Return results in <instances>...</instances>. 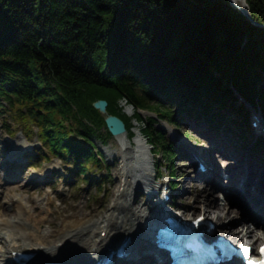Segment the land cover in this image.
Here are the masks:
<instances>
[{
    "label": "trees",
    "instance_id": "16d2710c",
    "mask_svg": "<svg viewBox=\"0 0 264 264\" xmlns=\"http://www.w3.org/2000/svg\"><path fill=\"white\" fill-rule=\"evenodd\" d=\"M247 4L263 26L229 0H0V114L26 131L35 123L48 154L86 178L102 165L94 138L112 135L94 106L101 98L130 135L122 97L175 125L195 118L246 132L250 111L236 89L264 112V0ZM134 117L174 162L158 119ZM253 148L264 150L262 136Z\"/></svg>",
    "mask_w": 264,
    "mask_h": 264
},
{
    "label": "bare ground",
    "instance_id": "6f19581e",
    "mask_svg": "<svg viewBox=\"0 0 264 264\" xmlns=\"http://www.w3.org/2000/svg\"><path fill=\"white\" fill-rule=\"evenodd\" d=\"M234 1L249 9L247 0ZM237 95L238 104L241 105L244 103L242 100L247 99V97L241 98L239 93ZM138 110L142 111L147 117L154 113L148 108H138ZM261 113L264 115L263 110ZM262 114L260 115L262 116ZM12 117L16 119L14 115ZM132 119L137 120L134 116H132ZM115 138L123 150L122 152L110 150V158L116 159L120 157L123 159L124 164L116 168L117 176L122 178V180L115 184L110 203H107V200H103L97 206L85 203L84 207L77 202L67 208L58 205L54 206L53 200L48 197L47 203L53 208L46 209L40 201L33 199L30 194L28 199L32 203V208L22 204L20 215L17 218L0 219V242L2 243H0V260L5 258L6 262L4 264H18L15 261L17 251L34 252L36 261L33 264H95L106 257L112 249L117 248L126 236H130L133 240V244L129 246L131 248L130 254L132 255L127 254L128 256L120 259L118 264H139L138 255L142 254L147 247L152 246L150 244L151 236L146 238L147 243L145 245L142 242V236L148 232L147 224L154 217H158V213L157 215L154 213L159 207V202L156 203L154 201L156 190L152 187V178H155L157 173L153 169L154 166H151L152 160L147 156V150L139 138L131 140L126 133L116 135ZM136 142H138V148L142 151L141 154H136V151L132 149ZM184 147L189 153L191 164L194 165L193 160L196 159L194 153L205 150L207 146L204 144L199 149L189 148L185 145ZM174 150L176 151V149ZM14 154L16 155V153ZM141 162L145 164L140 165ZM260 168V171H262L261 166ZM211 171L215 172L216 167L213 166ZM248 174L244 178H248ZM200 175L199 183L201 180L208 181L207 174L202 173ZM257 177V183L254 184V188L257 190L256 194L261 192L260 188L264 190V187L260 185V175ZM232 181L230 180L229 182ZM180 182L183 181L181 180ZM235 183L233 181L232 184L226 183L227 185H224V183H217L216 180L210 181L211 186H219L223 190L231 187L234 191H237V195L233 193L236 197L235 201L233 200L232 202L233 204L245 205L244 207L239 206L242 212H240L241 219L244 222L242 229L230 228V225L220 223H215L214 229L225 227L229 242L235 247L240 246L244 242L242 240H246V243L257 245L264 237V204L261 202L260 194L251 193L250 195L247 186L246 188H241L240 185H235ZM137 187H144L148 190V197L144 201L136 199L135 192ZM10 188L5 186L3 190L6 192V189L9 191ZM11 200L14 202L15 199L12 197ZM18 200L21 202V198H18ZM181 202L185 201L181 200ZM199 202L203 204L201 215H204L205 218H210V216L214 218V215H217V222L221 221L220 217L223 210L231 209L230 201L221 204L212 196H196L189 205L196 208ZM39 220L43 228L37 225ZM60 220L61 227L58 229L57 224ZM248 220L253 224H249ZM231 221L232 218H230V224ZM28 224H32L37 230L30 228ZM208 233L210 236L212 232L208 231ZM237 258L235 257L234 259L233 257L229 262L221 264H233ZM208 259L212 258L208 257Z\"/></svg>",
    "mask_w": 264,
    "mask_h": 264
},
{
    "label": "rangeland",
    "instance_id": "374dc122",
    "mask_svg": "<svg viewBox=\"0 0 264 264\" xmlns=\"http://www.w3.org/2000/svg\"><path fill=\"white\" fill-rule=\"evenodd\" d=\"M118 105L122 114L124 113L128 116L133 114L134 106L131 103L128 104L125 100L120 99ZM7 124L13 126L14 133L9 134L7 132ZM158 124L167 127L168 136L177 143L183 153L175 156L174 162L168 161L162 155L158 156L156 159L153 153V145L140 131V123L136 122L137 127L134 128L136 133L132 140L136 138L140 139V142H142L147 150V156L152 160L151 166H154V171H162L161 176L157 179L152 178V187L156 190V198H154V201L160 199V185L164 183L168 184L174 180L179 186L176 190L171 188L169 190L174 194L173 198L175 202L183 204L187 208L185 212L184 210L181 211V215L184 214L190 217L192 214H201L202 202H199L196 208L189 205L196 196H212L221 204H225L226 199L221 197L223 193H220L221 188L219 186H211L210 181L206 182L204 180H201L199 183L201 179L199 176H201V173L197 170L196 166H194L195 164H191L188 151L184 145L192 148L194 146L200 147L205 144L207 147L204 153H206V155L208 154V159H210L212 167H216L214 173L220 176L218 182H223L224 185H227L226 183L231 179L237 183L239 176L249 171L246 168V164H249L251 167L253 166L247 152L242 150L238 151L239 146L226 138V130L216 134L208 129V134L207 132L202 134L200 131L194 129V125L187 123H184L182 126H173L163 120ZM200 126L206 128L207 131V125L204 124ZM23 128L22 123L14 119L12 115L8 114L6 117L0 116V217L7 219L17 218L20 215L22 204L32 208V203L28 199L30 194L33 199L40 201L46 209L53 208V206L47 203L48 197L53 200L54 206L58 205L67 208H70L69 205H73L77 202L84 207L86 205L85 203L97 206L103 200H107V203H110L115 184L122 180V178L117 176L116 168L124 164L122 158L118 157L113 159L110 158L109 155L110 150H115L117 152H122L123 150L115 136L110 138L107 145L95 139L98 148L105 156V160L102 162L101 167L97 169L94 168L95 171H92L94 172L95 178L85 179L84 176L75 172V169H73L74 166L72 167L71 165L66 169L67 163L63 162L60 158L51 155L50 160L44 159L41 161L36 157L37 155L35 154L38 153L42 146L36 133L37 127L35 124H31L32 130H29L28 134L23 131ZM214 140L217 142L216 145L219 146V149L224 151V153H220L218 148H216V150L214 149V143H212ZM137 146L138 142H136L132 148L136 151V154L138 153ZM13 152L16 153V156ZM32 154H34L35 158H30L29 160V156ZM9 156H11V158L8 159ZM156 162L159 163V168L155 169L154 163ZM11 165L14 166V169H10L9 171L8 167ZM260 166L264 168L263 162L261 164L259 162L256 169L253 168V171H249V174L247 173L249 179H245V182L250 181L253 184L257 183V176H261L263 173L260 171ZM172 167L173 170L171 169ZM170 169L172 170L171 176L173 175L174 178L170 177ZM207 178L209 179L208 175ZM181 180L183 182H180ZM240 183L243 184L241 181ZM229 184L232 183L230 182ZM5 186L11 187L10 190L7 191L6 189L5 192L3 190ZM148 194V190L144 187L136 188L135 197L137 200L144 201L147 199ZM12 197L15 199L14 202L11 200ZM18 198H21V202ZM181 200H184L186 203L181 202ZM168 208L172 207L169 206ZM239 210L240 209L235 207V204H232L230 210L225 209L221 212V221H216L217 215H214V218L213 216L210 217L213 219L214 223L230 225V228L242 229V224L244 222L241 219L242 212ZM39 218L41 220L40 216ZM230 218H232L231 224L229 223ZM40 220L37 225L43 228ZM247 222L251 225L253 224L250 220ZM28 226L32 229H36L32 224H28ZM60 227L61 220L57 224V228L59 229ZM224 228H217L216 231L224 232L226 229ZM242 241L246 242V240ZM262 241H264V237L259 243ZM5 262V258L0 260V264H4Z\"/></svg>",
    "mask_w": 264,
    "mask_h": 264
},
{
    "label": "water",
    "instance_id": "95a60500",
    "mask_svg": "<svg viewBox=\"0 0 264 264\" xmlns=\"http://www.w3.org/2000/svg\"><path fill=\"white\" fill-rule=\"evenodd\" d=\"M233 6L240 9L250 20H252L256 25L263 26L262 24L258 23L253 16L251 15V12L249 9H246L242 5H239L236 1L230 0ZM95 106L99 108L103 113H107V101L104 99H100L95 102ZM107 124L110 128V130L118 135L123 134L126 132V128L124 125V122L117 116L108 114L106 117Z\"/></svg>",
    "mask_w": 264,
    "mask_h": 264
},
{
    "label": "snow or ice",
    "instance_id": "6c2138e0",
    "mask_svg": "<svg viewBox=\"0 0 264 264\" xmlns=\"http://www.w3.org/2000/svg\"><path fill=\"white\" fill-rule=\"evenodd\" d=\"M261 251H264V249H262Z\"/></svg>",
    "mask_w": 264,
    "mask_h": 264
}]
</instances>
